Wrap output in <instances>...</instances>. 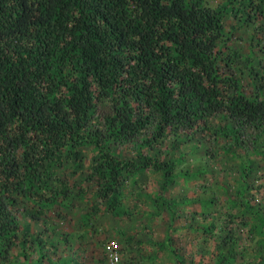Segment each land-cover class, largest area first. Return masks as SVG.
<instances>
[{
	"label": "trees",
	"instance_id": "trees-1",
	"mask_svg": "<svg viewBox=\"0 0 264 264\" xmlns=\"http://www.w3.org/2000/svg\"><path fill=\"white\" fill-rule=\"evenodd\" d=\"M229 15L257 25L244 56L224 31ZM246 131L252 138L244 141ZM192 134L223 136L231 159L264 135V0H0V264H47L67 239L51 225L57 238L43 246L19 227V213L53 224L75 216L77 250L52 264H102L111 238L121 264H141V243L124 218L125 199L141 195L125 186L153 169L159 192L145 199L169 211L162 192L176 181L182 154L169 155ZM240 167L246 177L251 167ZM250 189L237 190L236 212L223 214L213 264H264V214L248 202L264 199V184ZM213 203L198 201V214L211 216L201 233L213 229ZM106 212L119 227L96 238L92 223ZM234 227L257 236L250 260L236 251ZM168 236L158 248L174 254Z\"/></svg>",
	"mask_w": 264,
	"mask_h": 264
},
{
	"label": "rangeland",
	"instance_id": "rangeland-1",
	"mask_svg": "<svg viewBox=\"0 0 264 264\" xmlns=\"http://www.w3.org/2000/svg\"><path fill=\"white\" fill-rule=\"evenodd\" d=\"M256 27L257 25L251 24L242 25L231 15L224 21V31L230 38L232 49L238 51L242 56L247 54L249 37L258 31ZM244 86L245 90L250 89L248 84ZM214 124L218 126L220 118H217ZM247 138L251 139L252 133L246 131L242 139L246 141ZM255 141L254 146L245 142L234 148L235 159H231V157L222 154V149L228 145V141L223 136L203 138L199 134L189 135L185 141L179 144V149H175L169 155L182 154L181 163L174 170V173H178L176 181L162 192L163 197L171 204L169 211L165 209V206H162L161 210H157V207L155 209L152 203L145 199L159 192L161 178L156 171L150 168L137 173L134 176V182L129 180L125 186V193L132 192L131 194L134 196L140 194L141 199L132 197L125 199L124 203L130 216L124 218L125 222L127 220V227L136 230L134 237L141 243L139 249L142 251V259L137 258L141 264H178L181 260L184 261L183 264L214 263L217 250L222 244V236L225 233L223 214L227 211L236 212L231 205L236 198L235 192L246 188L248 190L244 194L250 195V188L258 183L264 184V159L260 155V152L264 151V135L259 136ZM88 158L89 156L83 161L82 171L77 174L78 179H80L79 175L82 176L87 172ZM240 166H244L245 174L251 167L250 173H247L246 177L241 176L242 167ZM209 197L213 199L212 207L217 209V213H212L215 220L213 229L209 234H204L198 229L207 228L211 216L198 214V201ZM255 198L254 200L248 199L250 207L253 211L259 209L260 214L263 215L264 199H261V196ZM68 203L74 205V202L69 201ZM70 217V219L53 224L49 220L36 222L23 213H19L18 223L20 228H27L30 233L41 238L43 246L48 238H57V234L48 231L51 225H56L54 229L56 228L57 231L67 235L66 240H60L56 254L48 253L47 264H52L56 256H65L77 250L79 244L77 234L78 229L81 228L77 227L75 216ZM92 224L96 231L94 234L96 238L101 237L100 229L105 228V232L109 234L114 232L113 227H119L118 222L108 213L95 219ZM89 231L90 235L94 237L93 231L90 229ZM232 232L237 238L236 251L241 250L245 261L250 260L255 253L254 242L257 236H251L250 233L247 235L245 230L241 232L236 227ZM167 233L172 247L176 248L174 254H170L163 248H158V244ZM50 257L52 258L50 259ZM129 259L136 258L129 255ZM239 263L241 264L237 260L236 264ZM81 264L83 263L81 262Z\"/></svg>",
	"mask_w": 264,
	"mask_h": 264
},
{
	"label": "built area",
	"instance_id": "built-area-1",
	"mask_svg": "<svg viewBox=\"0 0 264 264\" xmlns=\"http://www.w3.org/2000/svg\"><path fill=\"white\" fill-rule=\"evenodd\" d=\"M119 242L116 239H107L103 243L102 260L105 264H120Z\"/></svg>",
	"mask_w": 264,
	"mask_h": 264
},
{
	"label": "crops",
	"instance_id": "crops-1",
	"mask_svg": "<svg viewBox=\"0 0 264 264\" xmlns=\"http://www.w3.org/2000/svg\"><path fill=\"white\" fill-rule=\"evenodd\" d=\"M88 233L90 234V231H88ZM79 234H82V229H78V234L77 235H79ZM86 235H88V234H86ZM79 239V238H78ZM80 239H82V242L84 243L83 245L81 244L80 245V247H84V246H86V248L89 250L90 249V247L92 246V244H86V242H85V239L82 237V236H80ZM85 252H87V250L85 251ZM121 264V263H120Z\"/></svg>",
	"mask_w": 264,
	"mask_h": 264
}]
</instances>
